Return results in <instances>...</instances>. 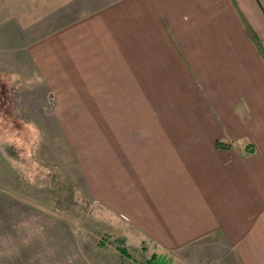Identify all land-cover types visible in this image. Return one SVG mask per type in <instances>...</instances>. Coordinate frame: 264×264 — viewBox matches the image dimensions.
<instances>
[{"label":"crops","instance_id":"0c3cea01","mask_svg":"<svg viewBox=\"0 0 264 264\" xmlns=\"http://www.w3.org/2000/svg\"><path fill=\"white\" fill-rule=\"evenodd\" d=\"M76 1L0 0V29L51 88L79 81L130 111L115 129L136 226L172 253L223 236L214 264H264V0H80L46 24Z\"/></svg>","mask_w":264,"mask_h":264},{"label":"rangeland","instance_id":"374dc122","mask_svg":"<svg viewBox=\"0 0 264 264\" xmlns=\"http://www.w3.org/2000/svg\"><path fill=\"white\" fill-rule=\"evenodd\" d=\"M79 3L46 24L75 16ZM19 33L0 29V264H139L153 254L170 264L230 258L223 236L172 253L143 234L129 211L137 174L132 165L128 170V141L115 129L130 111L113 106L117 94L79 81L52 78L51 88L33 70Z\"/></svg>","mask_w":264,"mask_h":264},{"label":"trees","instance_id":"16d2710c","mask_svg":"<svg viewBox=\"0 0 264 264\" xmlns=\"http://www.w3.org/2000/svg\"><path fill=\"white\" fill-rule=\"evenodd\" d=\"M128 254V252H126ZM164 256H157L155 254H153L149 259L143 261V262H139V264H170V263H167L163 260H165L164 258H162ZM159 259H162L163 263L159 261Z\"/></svg>","mask_w":264,"mask_h":264}]
</instances>
